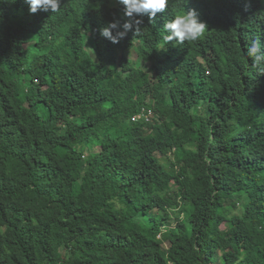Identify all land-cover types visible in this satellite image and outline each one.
Listing matches in <instances>:
<instances>
[{
	"label": "trees",
	"instance_id": "1",
	"mask_svg": "<svg viewBox=\"0 0 264 264\" xmlns=\"http://www.w3.org/2000/svg\"><path fill=\"white\" fill-rule=\"evenodd\" d=\"M113 2L0 0V264H264V0Z\"/></svg>",
	"mask_w": 264,
	"mask_h": 264
},
{
	"label": "clouds",
	"instance_id": "2",
	"mask_svg": "<svg viewBox=\"0 0 264 264\" xmlns=\"http://www.w3.org/2000/svg\"><path fill=\"white\" fill-rule=\"evenodd\" d=\"M170 0H116V3L123 6V15L127 22L123 25V31L119 30L118 22H110L100 30V36L112 44H118L128 31L133 30L138 35L143 24L142 17L147 16L149 22H153L158 13H164L168 8ZM29 5V12L36 14L38 11L57 13L61 9V0H25ZM141 17V19H136ZM208 28L207 24L201 22L194 10L176 13L173 18L163 24L165 44L175 41L177 44L194 42L199 40ZM113 30L115 35H113ZM264 44L259 39L251 41L245 46V55L252 60V67L258 74H264Z\"/></svg>",
	"mask_w": 264,
	"mask_h": 264
},
{
	"label": "rangeland",
	"instance_id": "3",
	"mask_svg": "<svg viewBox=\"0 0 264 264\" xmlns=\"http://www.w3.org/2000/svg\"><path fill=\"white\" fill-rule=\"evenodd\" d=\"M112 4L115 5L116 2H113ZM141 65H142V64H141ZM114 68H115V66H111V67H110V71H111V72L114 71V70H113Z\"/></svg>",
	"mask_w": 264,
	"mask_h": 264
},
{
	"label": "built area",
	"instance_id": "4",
	"mask_svg": "<svg viewBox=\"0 0 264 264\" xmlns=\"http://www.w3.org/2000/svg\"><path fill=\"white\" fill-rule=\"evenodd\" d=\"M144 114V113H143ZM135 120V119H134Z\"/></svg>",
	"mask_w": 264,
	"mask_h": 264
}]
</instances>
